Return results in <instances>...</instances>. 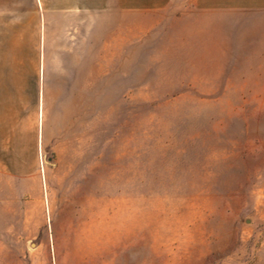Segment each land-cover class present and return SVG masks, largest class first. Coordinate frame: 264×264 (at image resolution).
<instances>
[{"label": "rangeland", "instance_id": "374dc122", "mask_svg": "<svg viewBox=\"0 0 264 264\" xmlns=\"http://www.w3.org/2000/svg\"><path fill=\"white\" fill-rule=\"evenodd\" d=\"M72 1L0 0V264H264V0Z\"/></svg>", "mask_w": 264, "mask_h": 264}, {"label": "crops", "instance_id": "0c3cea01", "mask_svg": "<svg viewBox=\"0 0 264 264\" xmlns=\"http://www.w3.org/2000/svg\"><path fill=\"white\" fill-rule=\"evenodd\" d=\"M52 8L55 6L57 10L68 8L74 1L72 0H51ZM85 4V0H83ZM86 5L90 7V0H86ZM63 12V11H62ZM54 13V11L52 12ZM20 63V61H19ZM20 67V66H19ZM27 78L26 72L20 69V72H8L4 75L0 71V154L3 153V143L6 137L9 136V123L11 118V105H17L18 95L25 85Z\"/></svg>", "mask_w": 264, "mask_h": 264}]
</instances>
